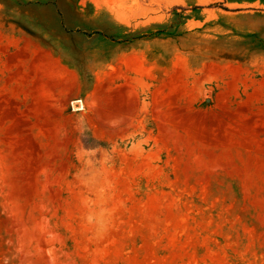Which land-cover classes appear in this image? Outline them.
I'll use <instances>...</instances> for the list:
<instances>
[{
    "label": "rangeland",
    "instance_id": "rangeland-1",
    "mask_svg": "<svg viewBox=\"0 0 264 264\" xmlns=\"http://www.w3.org/2000/svg\"><path fill=\"white\" fill-rule=\"evenodd\" d=\"M0 264H264V0H0Z\"/></svg>",
    "mask_w": 264,
    "mask_h": 264
},
{
    "label": "bare ground",
    "instance_id": "bare-ground-1",
    "mask_svg": "<svg viewBox=\"0 0 264 264\" xmlns=\"http://www.w3.org/2000/svg\"><path fill=\"white\" fill-rule=\"evenodd\" d=\"M81 108V107H80Z\"/></svg>",
    "mask_w": 264,
    "mask_h": 264
}]
</instances>
